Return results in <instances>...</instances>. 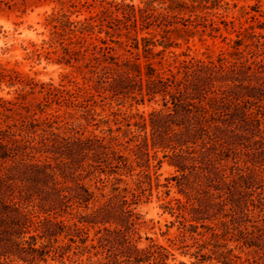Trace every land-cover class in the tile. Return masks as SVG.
<instances>
[{
	"label": "trees",
	"instance_id": "trees-1",
	"mask_svg": "<svg viewBox=\"0 0 264 264\" xmlns=\"http://www.w3.org/2000/svg\"><path fill=\"white\" fill-rule=\"evenodd\" d=\"M77 1L58 0L44 45L60 47L58 62L76 67L81 83L0 66V81L21 85L14 99L0 97V264H189L178 254L264 264V33L237 32L231 49L165 71L152 59L162 65L180 40L217 36L206 12L222 0L112 1L73 20L64 7ZM25 4L0 0V12ZM100 33L101 45L90 41ZM108 38L136 57L120 59ZM147 102L158 105L147 116L121 109ZM114 105L113 119L98 118L97 107ZM163 159L175 173L154 184ZM154 185L184 198L163 205L179 221L167 244L141 234L139 207Z\"/></svg>",
	"mask_w": 264,
	"mask_h": 264
},
{
	"label": "rangeland",
	"instance_id": "rangeland-1",
	"mask_svg": "<svg viewBox=\"0 0 264 264\" xmlns=\"http://www.w3.org/2000/svg\"><path fill=\"white\" fill-rule=\"evenodd\" d=\"M5 1H10L11 3L21 2V0ZM25 1V5L15 6L12 9L5 7L0 12V66L17 70L23 76L34 78L36 81L49 82L53 80L55 83H59L68 76V78L76 79L81 83L82 76L76 67L58 62V58L62 54L60 47L49 48L47 44L44 45V41H48L50 38V26L47 25V16L53 9L60 10L62 5L58 0ZM112 1L120 2L121 0H78L77 7H70V3H66L67 5L64 9L73 11V20H83L84 18L101 14L102 10L108 7ZM125 2L134 3L136 6H144L141 0H125ZM221 4L220 8L206 12L208 22L215 21L216 25L220 27L219 32L215 33L216 37L205 33L202 37L197 34L188 43L180 40V47H172L165 52L162 65L158 64L159 57L153 58L152 61H154L155 65L166 71L170 67L174 69V65L183 59H190L191 57L205 59L208 54L216 56L221 50L231 49L230 39L237 38V32L251 27H254L258 33H264V28L260 27L264 23V0H222ZM154 5L156 7L161 6L157 2ZM185 16H188V14H185ZM222 20L230 22V24L226 26L222 23ZM207 32H210V28L207 29ZM139 34L141 36L145 33ZM98 36L107 39L105 33H100L94 34L90 41L101 45L102 43L96 39ZM122 39L125 40L124 37ZM108 42L114 46L115 50L113 53L119 56L120 59L135 58L137 55V51H127L112 43L109 38ZM43 45L45 49L41 51L40 55H37L36 50ZM161 48V46L157 47L158 50ZM48 51H50L49 54ZM139 56L140 61L144 64L146 57H144L142 50L139 51ZM20 87L21 85L19 84H11L8 79H2L0 81V97L14 99L17 95L16 91ZM28 101H34L33 96L28 97ZM157 106L155 103L147 102L144 105L134 106L131 110L127 108L128 105L122 106L121 109L123 111L126 110L128 113L129 111H139L147 116ZM117 108L118 106L116 105L112 109L106 106L104 110L101 107H97V112L100 114L98 118L113 119L111 111ZM110 125L113 129L117 128V124L112 120ZM89 128L92 129L94 127L89 126ZM101 128H106V126L102 125ZM158 156L162 158L163 152L159 151ZM174 173L175 168L169 164L168 159H163L160 168L152 169L154 184L157 182L160 184L166 183V179ZM164 190L165 187L156 188L154 185L152 196L148 202L143 203L139 207V210L144 220L141 227L142 236H151L167 244L169 238H175L178 234L179 221L163 205L175 197L184 198L177 192L176 187H172L170 196H166ZM247 251L245 250V252ZM237 252L239 251L237 250ZM241 254L246 257V253ZM178 259L192 264L189 257H183L178 254Z\"/></svg>",
	"mask_w": 264,
	"mask_h": 264
}]
</instances>
